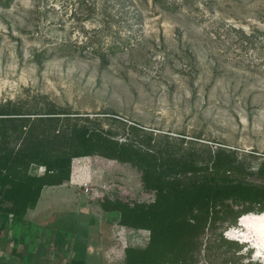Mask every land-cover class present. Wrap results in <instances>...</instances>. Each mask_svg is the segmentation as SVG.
I'll list each match as a JSON object with an SVG mask.
<instances>
[{
    "label": "rangeland",
    "instance_id": "374dc122",
    "mask_svg": "<svg viewBox=\"0 0 264 264\" xmlns=\"http://www.w3.org/2000/svg\"><path fill=\"white\" fill-rule=\"evenodd\" d=\"M197 6L168 12L143 4L137 40L104 59L99 52L110 37L88 42L100 22L79 0H11L0 7V110L29 117L23 130L19 121L0 118V151H16L31 135L47 133L49 124L36 119L55 110L65 112L52 125L59 130L83 124L87 116L86 124L115 138L152 133L159 150L200 163L222 151L241 168L242 180L264 185V76L250 53L237 55L213 36L221 24L264 30V0ZM29 172L42 173L43 167L32 164ZM104 197L148 202L154 192L143 188L129 163L75 157L69 180L46 186L22 218L35 236L32 250L19 243L14 254H0V264H19L20 253L32 264H68L73 255L86 264H123L124 247L146 245L149 233L117 224L116 213L100 207ZM252 213L258 214L218 229L243 243L241 249L223 246L225 253L209 256L203 249L198 264H222L232 253L264 264L251 242L228 234L243 229L240 219Z\"/></svg>",
    "mask_w": 264,
    "mask_h": 264
},
{
    "label": "trees",
    "instance_id": "16d2710c",
    "mask_svg": "<svg viewBox=\"0 0 264 264\" xmlns=\"http://www.w3.org/2000/svg\"><path fill=\"white\" fill-rule=\"evenodd\" d=\"M10 1L0 0V7H9ZM149 1L153 7L168 12H179L184 6H194L193 10H198L197 2L204 6L214 2L79 0L84 12L100 22L88 42L105 38L106 34L110 37L109 45L99 52V58L104 59L107 53L123 50L137 40L136 33L141 30L139 12ZM213 36L226 41L227 49L238 51L237 55L250 53V58L256 61L254 68L264 76V30L254 27L246 31L221 24ZM98 49L100 51V46ZM61 113L65 112L49 110L36 119L49 124L47 133L31 135L29 142L16 151H0V239L4 238L7 254H14L19 243L32 250L31 240L35 236L30 233L29 225L22 226V218L35 206L44 187L61 185L69 180L72 160L81 156L98 155L129 163L140 172L143 188L154 192V198L148 202L109 197L100 202L103 211L116 213L117 224L149 233L146 245L124 247L123 264H198L203 249L207 256L212 252L225 253L221 250L223 246H234V252L238 251L243 243L240 245L218 229L226 224L225 232L227 226H237L238 218L243 214L264 212V185L242 180L241 168L222 151H215L206 162L200 163L188 156L159 150L151 143L156 140L152 133L136 140L115 138L109 132L86 124L87 116L83 118L85 123L75 122L69 128L59 130L52 125L57 123ZM24 114L0 110V115L7 116L0 118H7L12 123L19 121L20 130L26 127L29 118ZM32 164L43 167V172L30 173ZM76 180L73 174L72 182ZM56 246L60 249L59 244ZM19 259V264H32L22 253ZM229 262L254 264L251 260L243 262L242 256L234 253L222 264ZM68 264H85L84 257L73 255Z\"/></svg>",
    "mask_w": 264,
    "mask_h": 264
},
{
    "label": "bare ground",
    "instance_id": "6f19581e",
    "mask_svg": "<svg viewBox=\"0 0 264 264\" xmlns=\"http://www.w3.org/2000/svg\"><path fill=\"white\" fill-rule=\"evenodd\" d=\"M240 223L243 229H233L228 234L251 242L258 256L264 254V212L243 217Z\"/></svg>",
    "mask_w": 264,
    "mask_h": 264
},
{
    "label": "crops",
    "instance_id": "0c3cea01",
    "mask_svg": "<svg viewBox=\"0 0 264 264\" xmlns=\"http://www.w3.org/2000/svg\"><path fill=\"white\" fill-rule=\"evenodd\" d=\"M45 188V187H44ZM43 188V189H44ZM42 193V192H41ZM30 209V208H29ZM1 250V253L0 254H7L8 252L6 251V249H4V247L2 246V249H0ZM84 261H85V258H84ZM85 264H86V262H85Z\"/></svg>",
    "mask_w": 264,
    "mask_h": 264
},
{
    "label": "water",
    "instance_id": "95a60500",
    "mask_svg": "<svg viewBox=\"0 0 264 264\" xmlns=\"http://www.w3.org/2000/svg\"><path fill=\"white\" fill-rule=\"evenodd\" d=\"M237 224H239V222H237Z\"/></svg>",
    "mask_w": 264,
    "mask_h": 264
},
{
    "label": "built area",
    "instance_id": "2783aa9c",
    "mask_svg": "<svg viewBox=\"0 0 264 264\" xmlns=\"http://www.w3.org/2000/svg\"><path fill=\"white\" fill-rule=\"evenodd\" d=\"M44 169V168H43Z\"/></svg>",
    "mask_w": 264,
    "mask_h": 264
}]
</instances>
